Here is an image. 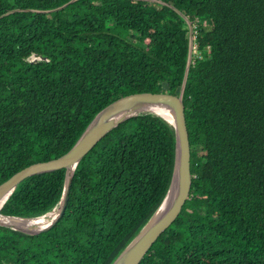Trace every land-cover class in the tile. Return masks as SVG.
<instances>
[{"label":"trees","instance_id":"obj_1","mask_svg":"<svg viewBox=\"0 0 264 264\" xmlns=\"http://www.w3.org/2000/svg\"><path fill=\"white\" fill-rule=\"evenodd\" d=\"M0 0V184L67 153L93 117L135 93L177 96L188 28L137 0ZM194 27L184 92L190 195L140 264H264V0H161ZM122 33L114 35L112 32ZM33 58L35 59L34 61ZM174 136L131 118L80 161L47 232L0 227V264H111L160 205ZM64 170L24 180L4 216L51 211Z\"/></svg>","mask_w":264,"mask_h":264},{"label":"water","instance_id":"obj_2","mask_svg":"<svg viewBox=\"0 0 264 264\" xmlns=\"http://www.w3.org/2000/svg\"><path fill=\"white\" fill-rule=\"evenodd\" d=\"M78 0L53 10L41 13L58 12ZM156 3L171 9L186 24L188 28L187 57L182 77L180 91L177 96L157 93H135L124 96L110 103L99 111L86 126L71 149L59 158L32 164L12 175L0 184V211L16 188L24 180L33 176L64 170L62 195L57 205L46 214L34 218L4 216L0 213V227L28 236H35L50 230L63 216L68 200L74 172L80 161L99 143L110 131L125 121L139 116L151 115L160 118L171 128L174 136V162L168 189L158 208L137 235L125 246L111 264H140L149 249L158 238L173 224L180 215L182 208L190 195V146L184 114V92L192 65L194 53V27L191 21L175 7L161 0H137ZM20 10L9 11L0 18ZM35 59L33 58L32 61ZM56 211L55 217L44 227L39 229H23L5 223L3 219L37 220Z\"/></svg>","mask_w":264,"mask_h":264},{"label":"bare ground","instance_id":"obj_3","mask_svg":"<svg viewBox=\"0 0 264 264\" xmlns=\"http://www.w3.org/2000/svg\"><path fill=\"white\" fill-rule=\"evenodd\" d=\"M55 215H56V211H52L47 216L37 220H27V221L12 220V219H3V220L5 223L14 225L19 228L39 229L47 225L55 217Z\"/></svg>","mask_w":264,"mask_h":264},{"label":"rangeland","instance_id":"obj_4","mask_svg":"<svg viewBox=\"0 0 264 264\" xmlns=\"http://www.w3.org/2000/svg\"><path fill=\"white\" fill-rule=\"evenodd\" d=\"M114 35L116 34V35H119L120 33H122L120 30H115V31H113L112 32Z\"/></svg>","mask_w":264,"mask_h":264}]
</instances>
